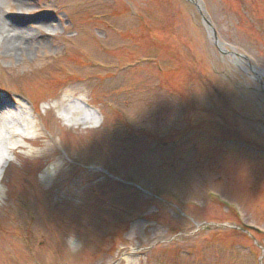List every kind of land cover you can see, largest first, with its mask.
<instances>
[{"label":"rangeland","instance_id":"1","mask_svg":"<svg viewBox=\"0 0 264 264\" xmlns=\"http://www.w3.org/2000/svg\"><path fill=\"white\" fill-rule=\"evenodd\" d=\"M3 2L33 41L0 34V100L30 124L0 150V264H264L219 203L264 230V74L197 0ZM201 2L264 71V0Z\"/></svg>","mask_w":264,"mask_h":264},{"label":"bare ground","instance_id":"2","mask_svg":"<svg viewBox=\"0 0 264 264\" xmlns=\"http://www.w3.org/2000/svg\"><path fill=\"white\" fill-rule=\"evenodd\" d=\"M3 1L4 0H0V5H2V4L5 5L6 2H3ZM27 1L28 0H24V3H27ZM20 2H22V1H20ZM0 16H1V13H0ZM204 19H205V22L207 25V31H209V29H210V32H211V28H210V25H209L207 19L205 17H204ZM40 22H41L40 25L38 24V26L37 25H35V26L38 28H40L41 25L45 26L48 22V18H43L40 20ZM8 27H9V29H8ZM5 28L8 29L7 31H9V33L8 32H6V33H7V38H8L7 43H9V45H10V47H9L10 51L21 49L22 45L27 47L28 43L33 41L30 38L31 35L29 34V31L26 32V30L19 28L18 26H16V24L8 25V23L2 17H0V31H1L0 34H2L5 31ZM205 29H206V27H205ZM23 31L26 32L24 36L21 35V33ZM16 36H17V39H15ZM21 38H22V40H21ZM213 40L215 43H217L214 38H213ZM228 54L233 56V54H231V53H228ZM4 100L5 99H3L2 101L0 100V150H1L2 145H3V147L7 148V144H8V141L10 139H15V141L17 143H15L14 146H15V149H17V147H19V144H18V141L16 139H18L21 136V133H16L15 131L16 130L26 131V130H28V128H30L29 127L30 124H29V122H26V120H24V119L18 120L19 118L18 119L16 118V116H17L16 109L13 106H11V105H13L12 104L13 102L8 104V102H10V101L5 102ZM66 101L68 102V100H66ZM79 103H83V102L78 101V104ZM68 104L69 105H66L65 109L62 111L63 112L62 118L69 123L74 122L76 125L84 124L85 121L83 120V118L78 117L79 116L78 112L80 111L79 105L77 103H72L71 101ZM10 120H11V122H10ZM21 139H24V140L27 139L26 135L24 137H22ZM24 140H22V141H24ZM14 146H12V147H14ZM8 150H11V148ZM11 151H14V149H12ZM6 156L4 154L1 155V151H0V172H2L4 170V164H5L4 162L7 161Z\"/></svg>","mask_w":264,"mask_h":264},{"label":"clouds","instance_id":"3","mask_svg":"<svg viewBox=\"0 0 264 264\" xmlns=\"http://www.w3.org/2000/svg\"><path fill=\"white\" fill-rule=\"evenodd\" d=\"M68 244H69L70 246H72V247H75V243H74L73 240H69V241H68Z\"/></svg>","mask_w":264,"mask_h":264}]
</instances>
